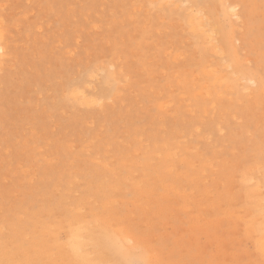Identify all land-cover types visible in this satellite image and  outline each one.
I'll use <instances>...</instances> for the list:
<instances>
[{
  "label": "bare ground",
  "instance_id": "1",
  "mask_svg": "<svg viewBox=\"0 0 264 264\" xmlns=\"http://www.w3.org/2000/svg\"><path fill=\"white\" fill-rule=\"evenodd\" d=\"M22 5L26 19L57 14L55 44L16 23ZM69 8L112 33L106 49L27 76L30 51L55 58L70 40ZM161 14L182 32L158 46ZM263 26L264 0H0V145L26 151L0 160V180L21 179L15 202L0 191V264H264ZM183 31L192 69L151 98L158 56L142 49L184 61L170 51ZM23 92L42 108L41 148L9 129Z\"/></svg>",
  "mask_w": 264,
  "mask_h": 264
},
{
  "label": "rangeland",
  "instance_id": "2",
  "mask_svg": "<svg viewBox=\"0 0 264 264\" xmlns=\"http://www.w3.org/2000/svg\"><path fill=\"white\" fill-rule=\"evenodd\" d=\"M73 5L75 7L77 6L76 4H73ZM24 8L25 7H23V5H22V7L19 8L20 11L18 10L19 12L16 10V8L13 10L11 9L14 14L16 13L15 14L16 23H18L19 21H22V22L27 21V22H37V23L41 24L42 25L41 27H44L42 29V30H44V32H41V33H44V34H41L37 27H35L36 29L32 33L27 32L32 37H34V38H32V41L35 42V41L41 39L42 37L47 36V38L50 39V42H53V44H55L56 37H58V32H56V31L59 30L60 24H61L56 19L57 14L55 13L52 16L50 15L49 17L48 16L42 17V20L39 21L38 19L41 17H39L35 13L31 12V13H29L28 18L26 19V18H24L25 16L23 17L21 15L22 13H23V15L26 13V12H23ZM14 10H16V11L14 12ZM77 10L75 8H74V10H72V8H71L67 12V13L73 14L71 16V18L69 19L71 30H70V32H69V30H67L68 34L70 35V40L69 39L65 40V42L63 43V46L56 49L57 53H56L55 58L48 56V52L50 49L49 46L45 47V49H40V50L29 52V54L35 53V55H34V58H30L29 60H27V63L24 64V70H25V74L27 76H29V75H31V76L35 75L36 76L41 71H45L47 69H50V70L55 69V68H57V66L59 64L69 63V64H71V66L78 65L77 67H80L81 63H79L80 61L77 62V60H81V59L87 60V58L90 57V55H89L86 58L87 54H85V53L87 51H89V53L92 54L94 51H97L96 48L98 47L99 49H101L100 54H102L104 52V50H102V49L103 48L106 49L107 44L110 40L109 38L112 37V33L109 32L106 29V27L103 28L102 26L96 28V32H95V30L92 28L93 25L89 26L86 18L82 17L79 14V12H77ZM105 10L106 9L100 10V13L102 14ZM109 12H111V11L109 10ZM30 15L33 17L32 20H31V18H29ZM139 15H141V14L139 13ZM74 16H76V17H74ZM161 16H162L161 19L163 20V23H161V21L158 19H154L151 21V23H152L151 27L161 29L162 32L160 33V35H156L153 39H147V41L151 44H155L158 41L160 43V45H158V46H162V45L166 44L172 38L171 33L174 29H177L178 31L182 32L181 28L179 29L177 26L174 25V23H176V21L174 19H172L168 14H161ZM79 17H80V19H79ZM90 18L92 19V21L93 20L99 21V19H100V18H98L97 14L91 16ZM106 18H107L106 21H108L110 18H112V15L107 16ZM18 19H19V21H18ZM49 20L54 22L53 28L47 27L48 26L47 23ZM10 22H13V21H10ZM91 22L89 24H91ZM96 23L99 24L101 22H96ZM81 25H82L83 29H81ZM13 26L14 25L12 24L11 27L13 29H15V27H13ZM75 26H76V28H75ZM46 27H47V29H45ZM91 28H92V30H90ZM128 29L123 27L122 30L125 32L124 36L128 35ZM260 30L264 31V26H263V29L261 28ZM113 34L118 35L117 32L113 33ZM48 35H50V36L48 37ZM39 36H41V37H39ZM180 36L181 37L179 38L178 43H176L173 40L172 47H171L170 51H171V54H179V52H183L182 57H185L184 61H180V60L171 61L168 53H163V54L158 53L157 46H156V48L153 47L152 51H148V47H145L142 49L143 53L147 52V54H148L150 52V53L154 54L155 56H158L157 62L154 65L151 64V66L153 67L152 69H149V67H150L149 64L147 65V69L151 72L153 78H150L148 74H144L145 79H151L152 80L151 82L148 83L150 85H153V88H152L153 92H151L149 94L150 95L149 97H151V98L156 97V95L159 92H161V94L169 95L168 91L172 90V88L168 85V83L170 81V77H169L170 73H172L173 71H187V70L192 69V67L189 64H187L185 61L187 59L186 54L191 53L194 50L193 44L188 39L189 37H188V34L186 32L183 31V34ZM163 37H165V38H163ZM114 39L116 40L117 36H115ZM181 39H183V42H180ZM86 48L88 50H86ZM149 59L151 61V58H149ZM138 60H139V62H137V63H140L142 61V58H138ZM70 61H72V63ZM182 69H184V70H182ZM136 89L137 90L134 93H135L136 98H139L140 96H138V94L140 93V91H138L137 87H136ZM177 92H178V90L174 91V93H177ZM23 94L24 95H23L22 99H24V101L21 104H19V106H18V107H22L19 110V113L22 115V117L19 118L18 115L16 114V112H14V111L12 113H9V115H11V114L17 115L15 117H13V116L11 117L12 127L9 129L14 130V132L18 133L17 136L15 137L16 140L23 142V143L26 142L27 144L32 145V146H36V147L39 146L41 148L43 146V143H45L44 140H46V139L42 137L41 140H35L36 139L35 137L39 136V135L41 136L43 134V132L45 131V124H44V121L42 120L43 115H41L42 108L40 107L39 104H37L39 101L35 102L34 98L32 97V95L29 92H23ZM46 94H47V92H46ZM38 96L40 98L44 97L43 93L41 95H38ZM145 103L149 104L146 99H145ZM66 112L68 115L73 113L72 110H67ZM28 120L32 121V123L27 124L26 122ZM50 126L51 125H49L48 127H50ZM55 137H57V136L55 135ZM6 145L11 147L9 150H11V149L17 150L15 153L16 157H7V155H5L4 151L6 150ZM16 145H17V143L10 144L8 141H6L5 144L0 145V160H4L5 162H6V160H10V162L13 166H18L21 162H23L26 158L25 157H17V154H20L22 156V154L25 153L26 151L24 149H22L19 145L16 147ZM14 147H15V149H14ZM27 147H28V145H27ZM8 155L10 156V154H8ZM3 177H5V175H3ZM19 181H21V179H18V177H16V176L11 177L8 180L6 179V181L0 180V191L3 192L5 196H7V200L9 202H12V203L15 202V196H14L15 190H14V188L16 186V183ZM6 184H8V185L6 186ZM11 186H13V187H11Z\"/></svg>",
  "mask_w": 264,
  "mask_h": 264
}]
</instances>
